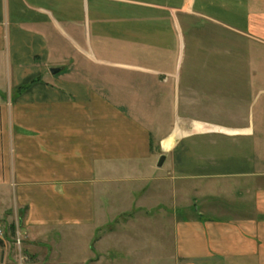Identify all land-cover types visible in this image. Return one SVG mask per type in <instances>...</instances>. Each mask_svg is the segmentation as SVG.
<instances>
[{
    "label": "crops",
    "instance_id": "obj_1",
    "mask_svg": "<svg viewBox=\"0 0 264 264\" xmlns=\"http://www.w3.org/2000/svg\"><path fill=\"white\" fill-rule=\"evenodd\" d=\"M249 4L244 22L254 36L251 102L239 109L235 124L222 126L220 157L190 153L185 158L184 146L193 142L177 137L184 131L207 133L211 126L175 123L171 139L164 135L161 143L176 147L177 168L179 163L190 167L160 175L158 201L151 206L153 177L146 169L154 127L141 104L135 105L127 90L109 86L107 91L95 77L85 76L79 67L96 73L102 69L97 60L70 59L82 46L71 43L63 22L68 6L59 7V23L51 9L0 0V80L8 75L13 85L12 92L0 91V205L7 208L0 211V222H12L5 220L8 212L14 221L21 214L27 241L54 245L51 259L62 254L64 264H264V0ZM47 16L57 25L55 37L53 24L42 19ZM70 62L73 67L64 66ZM52 69L61 72L53 75ZM7 111L11 131L3 122ZM165 179L174 181L172 188L160 182ZM183 184L199 197L188 207L180 205ZM167 190L174 199L168 197V206ZM11 195L19 202L15 210ZM151 208L156 212L152 219ZM136 219L149 222L148 227L157 221L161 237L146 233L126 243L113 240ZM19 222L10 227L18 228ZM57 230L68 252L53 238ZM8 239L6 234L0 246V264H17ZM27 264L35 263L28 259Z\"/></svg>",
    "mask_w": 264,
    "mask_h": 264
},
{
    "label": "rangeland",
    "instance_id": "obj_2",
    "mask_svg": "<svg viewBox=\"0 0 264 264\" xmlns=\"http://www.w3.org/2000/svg\"><path fill=\"white\" fill-rule=\"evenodd\" d=\"M24 1L51 9L52 17L59 23L62 22L59 7L62 4L68 6V12L64 11L63 22L69 29L71 43L82 46L80 52H71L73 57L70 59L97 60L103 70L96 69L95 73L94 68L79 67L85 76L95 77L101 83L100 88L107 91L109 86L127 90L131 97L134 95L135 105L141 104V109L154 127L150 142V168L146 169L152 172L153 177L149 181V205L158 201L157 181L162 177L160 175L174 170L187 171L190 167L188 163H179L177 168L173 155L176 147L166 149L161 143L164 135L166 141L171 139V131L177 121L187 125V128L192 123L211 126V131L207 133L191 134L190 131H184L182 137H177L176 141L193 142L185 144V158H189L190 153L201 159L222 155V126L235 124L239 109L247 108L252 97L250 77L254 75V67L250 61L253 54L250 53V45L254 43V36L248 34L244 22L247 21L244 13L250 5L249 0H59L58 6L54 3L50 5L52 0ZM48 18L42 19L47 20L48 25L53 24L51 30L55 37L58 35L57 25ZM18 20L29 23L23 17ZM68 64L64 66H74L71 62ZM114 65L120 67L115 68ZM126 68L128 71L124 72ZM261 71H264V64ZM99 76L102 82L97 78ZM10 83L8 75H5L0 80V91L5 94L12 92L13 85ZM4 120L11 131V111L3 114ZM9 147L11 140L6 148L8 159L11 157ZM161 156H167L168 159L164 167L157 169ZM10 167L11 173L13 163ZM9 177L13 176L9 174ZM160 182L165 183L167 189L174 185L172 179ZM192 190L183 184L181 207L190 206L193 197L199 198ZM163 195H166L165 205L168 206V197L169 201H173V196L170 197L168 190ZM10 202V207L15 210L19 203L16 196L11 195ZM4 208L7 209L0 205V211ZM155 213L151 208V219ZM6 214L5 220L12 218V222L7 224L8 221L2 220L0 228L5 238L6 234L9 236L15 253L18 252L15 239L19 233L22 253L29 261L35 264H64L66 258L63 259L62 254L61 258L57 256L51 259L54 245L39 239L27 241L25 230L19 222L21 214L17 221H14L12 213ZM186 215L189 213L183 214L182 218ZM137 221L131 224L132 228L126 234L121 231L113 235V240L126 243V239H140L146 233L150 238L161 237L157 221H151L150 227L149 222ZM16 222H19V226L14 231L10 226ZM58 234L57 230L52 236L64 248L63 239L58 238ZM63 251L68 252L67 248Z\"/></svg>",
    "mask_w": 264,
    "mask_h": 264
},
{
    "label": "built area",
    "instance_id": "obj_3",
    "mask_svg": "<svg viewBox=\"0 0 264 264\" xmlns=\"http://www.w3.org/2000/svg\"><path fill=\"white\" fill-rule=\"evenodd\" d=\"M4 237H5V233L0 228V245H1ZM20 239H21V236L18 233L17 239H15L16 240V245H17V248H18V252H17L18 253V264H26V262L28 261V258L22 253L23 252L22 251V240H20Z\"/></svg>",
    "mask_w": 264,
    "mask_h": 264
},
{
    "label": "water",
    "instance_id": "obj_4",
    "mask_svg": "<svg viewBox=\"0 0 264 264\" xmlns=\"http://www.w3.org/2000/svg\"><path fill=\"white\" fill-rule=\"evenodd\" d=\"M60 72H61V69H52L51 70V73L53 75H57ZM166 160H167V157L166 156H161V158L159 159L158 165H157L159 169L164 166Z\"/></svg>",
    "mask_w": 264,
    "mask_h": 264
},
{
    "label": "trees",
    "instance_id": "obj_5",
    "mask_svg": "<svg viewBox=\"0 0 264 264\" xmlns=\"http://www.w3.org/2000/svg\"><path fill=\"white\" fill-rule=\"evenodd\" d=\"M13 230L15 231V229L13 228Z\"/></svg>",
    "mask_w": 264,
    "mask_h": 264
}]
</instances>
